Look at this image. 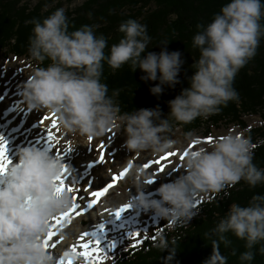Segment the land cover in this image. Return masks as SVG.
Instances as JSON below:
<instances>
[{
	"label": "clouds",
	"instance_id": "obj_1",
	"mask_svg": "<svg viewBox=\"0 0 264 264\" xmlns=\"http://www.w3.org/2000/svg\"><path fill=\"white\" fill-rule=\"evenodd\" d=\"M262 17L261 0H228L220 8L194 35L192 47L199 49V58L191 65L193 74L188 86L168 102L167 116L161 119L158 107L121 113L114 100L118 92L109 96L107 85L101 82L102 62L112 70L126 63L133 72L139 69L144 74L142 81H157L149 92L158 97L162 86L177 83L183 64L180 53L162 48L159 54L149 52L142 57L150 40L146 26L128 19L118 26L123 37L105 55L106 40L94 35L95 26L69 32L60 8L41 21H28L33 25L27 45L32 67L20 95L29 110L54 113L62 135L100 138L119 127L128 152L159 155L176 150L177 142L167 135L173 123L206 119L229 101L238 100L232 82L256 54L264 35ZM45 60L47 66L41 67ZM186 141L189 145L197 139L186 137ZM253 147L242 132L231 130L210 145L196 143L183 160L182 174L151 193L145 191L143 171L132 168L127 178L134 188L132 208L171 226L189 224L197 215L193 206L197 196L219 193L241 180L250 188L264 183V169L252 162ZM59 172L60 162L54 154L34 146L18 148L15 163L0 183V264H55L52 253L43 251L39 241L46 235V221L71 207V193L52 194V181ZM213 232L225 246L229 243L226 233L243 240L248 251L240 260L251 261V249L264 240V195L253 196L246 206L230 204ZM61 235L66 238L63 232ZM156 240L153 246L167 250L165 260L170 261L175 251L169 248L165 235L158 233ZM218 241H212L211 254L203 264H226Z\"/></svg>",
	"mask_w": 264,
	"mask_h": 264
},
{
	"label": "trees",
	"instance_id": "obj_2",
	"mask_svg": "<svg viewBox=\"0 0 264 264\" xmlns=\"http://www.w3.org/2000/svg\"><path fill=\"white\" fill-rule=\"evenodd\" d=\"M73 0H69L72 2ZM22 0H0V55H11L14 59L27 60V45L32 34L33 25L28 21H41L57 9L63 8L57 0H37L30 6L21 4ZM228 0H86L81 6L72 10L65 9L68 31L81 26L90 25L94 35L106 40L104 49L107 55L109 47L123 37L118 26L133 19L146 26L150 37L148 48L141 56L149 52L159 54L162 48L169 53L179 52L183 61L178 74L177 83L172 87L162 86V93L157 97L150 94L149 89L157 81H142L144 75L139 69L133 72L129 63L119 69L112 70L106 62H102L101 82L107 85L108 95L113 91L118 95L114 100L119 103L121 113H130L140 109L158 107L160 118L167 116L168 102L174 99L188 86V79L194 70L191 65L199 58V49L192 47V40L198 31L211 22L213 17ZM264 5V0H261ZM260 23L264 26V17ZM197 25L201 28L198 29ZM167 44L166 46H162ZM45 60L41 67H46ZM232 88L238 94V100L229 101L226 106L208 116L197 117L191 123L172 125L167 135L180 128L184 136L206 126L235 125L248 137L254 146L253 164L264 169V35L260 37L255 56L236 74ZM258 116L262 124L248 128L244 118ZM264 195V183L249 187L243 180L234 186L225 188L219 193L210 194L200 201L189 224L171 226L166 221L159 224L135 249L117 251L113 264H203L211 254L213 240L218 237L213 230L227 213L230 204L246 206L253 196ZM163 233L174 252L170 261H166L168 251H161L153 245L157 243L156 232ZM155 236V239L152 237ZM227 246L218 241L219 252L226 264H264V240L259 241L251 249V261L241 262L240 256L248 251L243 240L236 239L226 233Z\"/></svg>",
	"mask_w": 264,
	"mask_h": 264
},
{
	"label": "rangeland",
	"instance_id": "obj_3",
	"mask_svg": "<svg viewBox=\"0 0 264 264\" xmlns=\"http://www.w3.org/2000/svg\"><path fill=\"white\" fill-rule=\"evenodd\" d=\"M58 2H61L63 5V9L72 10L78 6H81L86 0H73L72 2H69V0H57ZM37 2V0H22L21 4H28L30 6L34 5ZM32 65L25 61L24 59H14L11 55L4 56L0 55V96H3L6 92H8L11 95V102L8 103V106L13 103L15 98L13 97L15 94L21 92L23 84L26 82L28 75L30 73ZM4 108L6 106L4 105ZM3 115V112H0V116ZM22 113L20 114V116ZM26 115L28 119L25 121V126L23 128V134L19 135V137L16 140H12L9 137V141H17V143H20L22 147L28 146L31 147L33 144L29 143L28 141L35 140L38 135L42 132L44 128H47V125L49 122H45V124L41 127L38 125V120L42 118L46 114L43 111H36V110H29L26 105L24 109L23 116ZM248 128H255L262 124L261 119L256 117H245L244 118ZM18 122L22 123L23 120L18 118ZM33 124H37L36 128H33ZM207 126V125H206ZM200 127V129L193 131L188 136H184L180 130V128L176 129L171 133V139L175 140L176 143V150H168L167 152L171 151H177V152H183L185 148H187L188 143L186 141V137H192L197 140L203 141L208 136H211L213 138V141L216 138L222 137L225 133L229 132L230 130L234 133H240L242 132L237 126L235 125H220L219 127H215L213 125L209 126L208 133H205V128ZM11 129H8L7 132L9 133ZM244 134V132H242ZM59 137V144L56 145V147L60 150L61 154H63V148L65 147H71L72 152L69 154L67 160L65 162L68 163L70 170L72 171V176L70 177V181L72 179H75L79 173L83 170L84 165L89 161H94L98 158L99 152L97 151V146L103 144L104 145V151L106 152L105 161L101 165L95 166L91 170V178L93 179L92 187L97 188L104 182H110L111 175L118 174L123 167L127 166V161L129 158L133 160V167L139 169L142 164L149 159H155L159 156L163 155L164 153H161L159 155H153L152 153L148 151H143L139 153H132L128 152L124 147V134L119 127H113L111 131H108L103 137L100 138H92L91 143H89L88 139L81 138L79 136H65L62 135L60 130L58 133ZM202 146H207L210 144L200 143ZM51 154L56 155L55 151L51 152ZM15 158V157H14ZM172 160V161H171ZM169 165L167 166V170L171 172L172 174L168 176V178L164 177L163 173H160L156 175L155 177L152 176V171L154 169H149L143 171L142 180H146L149 178H152L155 180V182L152 185H145L146 187V193L151 192L152 190H155L160 186L162 183L170 182L173 178L175 179L176 176L182 174L183 168L181 167L183 161H180L178 156L172 157L169 160ZM179 166V167H178ZM129 172L126 174V176L120 180L117 185L113 188V190L110 191L109 194H106L101 201L93 208L95 214L93 217L85 218V217H79L74 219L71 224L67 227H65L62 232L64 234H69V228L78 227L80 229V233L85 231L86 229L84 227H81V223L83 222L85 225L91 223L95 224L98 222H101L102 220L106 219L103 216L107 215V213L103 212V209L107 208L110 210H114L115 208L125 204L128 202V200L133 197L134 195V188L131 185V183L128 181ZM85 181H80V195H85L83 192V186ZM212 194H206L197 196L194 199V203L198 204L200 201L207 199V197ZM198 202V203H197ZM83 203V201H81ZM130 215L133 217L135 221V225L138 231H140V239L142 237H147L151 234L152 230L156 228L159 224L163 222V220H155L151 214H144L141 212H138L136 210L129 211ZM155 221V225L153 223ZM74 226V227H73ZM109 236H111L112 239H119V231L116 229H113L108 233ZM133 243V241L126 239L120 242L118 245L117 250L114 254V259L116 257L117 251H126L131 249L130 244ZM67 250L65 248L63 242L55 249L52 254L54 258H60L63 256L64 252ZM52 251V250H50ZM114 259H109L105 261V264H113ZM75 264H83L82 259L79 258L75 259Z\"/></svg>",
	"mask_w": 264,
	"mask_h": 264
},
{
	"label": "snow or ice",
	"instance_id": "obj_4",
	"mask_svg": "<svg viewBox=\"0 0 264 264\" xmlns=\"http://www.w3.org/2000/svg\"><path fill=\"white\" fill-rule=\"evenodd\" d=\"M2 98L0 96V99ZM46 121L49 122L47 128H44L35 140L28 142L33 144L34 147L35 145L42 144L41 150L46 153L54 151L56 153L55 158L60 162V172L52 181L53 196H59L65 191L72 194L71 207L46 221L48 225L46 235L39 241V245L43 251L52 253L65 240V237L61 235L62 230L69 226L74 219L86 216L126 176L133 167V160L129 158L127 166L123 167L118 174L111 175L110 182H104L97 188H93L91 170L95 166L103 164L106 156L104 145L101 144L97 146V151L99 152L98 158L87 162L79 175L70 181L72 171L65 161L72 152V149L71 147H65L63 148V154H61L60 150L56 147L59 144L58 119L54 113H51L40 118L38 125L42 127ZM32 127L36 128L37 124H33ZM88 140L91 143L92 138L89 137ZM212 140L213 138L208 136L203 141L197 140L189 144L183 152H165L158 158L146 160L139 169L141 171L154 169L152 171L153 177L160 173L170 176L172 173L167 171V163L170 158L178 156L179 160L183 161L188 151L193 149L196 143L211 144ZM17 150L11 149L9 140L3 134H0V183H3V179L8 174L9 168L15 163L14 157ZM80 181H85L83 186L85 195L83 196L80 195ZM154 182L155 180L152 178L144 180L145 185H152ZM193 206L197 207V204L194 203ZM130 209H132L130 202L115 208V210L105 208L101 215L107 213L109 216L107 221L95 224L89 223L87 225L82 222L81 227H84L86 230L75 238V243L67 248L63 256L55 258V264H75V258L77 257L82 259L83 264H105L106 260L114 259V255L109 254H114L120 242L126 239L133 241L130 244L131 248L135 249L138 247L142 243L140 239L141 233L137 230L135 221L129 214ZM153 223L155 225V221ZM113 229L119 231V239H112L108 235ZM158 233L159 231L156 232V235ZM152 239H155V236ZM52 257H54L53 254Z\"/></svg>",
	"mask_w": 264,
	"mask_h": 264
},
{
	"label": "bare ground",
	"instance_id": "obj_5",
	"mask_svg": "<svg viewBox=\"0 0 264 264\" xmlns=\"http://www.w3.org/2000/svg\"><path fill=\"white\" fill-rule=\"evenodd\" d=\"M2 97L3 98L0 99V112H3V115L0 116V134H3L7 139H9V137H10V139L16 140L19 137V135L23 134V128L25 126V121H26V119H28V117L26 115L23 116L24 109H25V103L22 100L20 92L13 96L15 98V100L10 105V107L8 106V103L11 102V95L8 92H6ZM4 105L6 106V108H4ZM21 113H22V115L20 116ZM20 117L23 120L22 123L18 122V118H20ZM8 129H11V131L9 133L7 132ZM9 142H10V148L11 149H18V148L22 147V145L19 146L20 143L16 144L17 141H9ZM35 147L41 149L42 144L41 145H35ZM14 160H15V158H14ZM169 162L170 161H168V163ZM168 163H167V166L169 165ZM131 171H132V168L129 170V173ZM167 171L169 172V170H167ZM164 177L168 178V175H164ZM111 190H113V189H111ZM110 191L107 194H109ZM151 192H154V190H152ZM151 192H149V193H151ZM132 198L133 197H131L128 200V202H130ZM156 198H158V197H156ZM131 210H133V208L130 209V211ZM94 214H95V212L92 209L84 217L90 218V217H93ZM129 214H130V212H129ZM103 217L106 219H104L102 221H107L109 219L108 214L103 216ZM68 232H69V234L66 235V238L63 241L65 248H68L69 246H71L72 244L75 243V238L80 234V229L78 227H74V228L71 227V228H69ZM77 258H75V259H77ZM79 259L81 260V258H79Z\"/></svg>",
	"mask_w": 264,
	"mask_h": 264
}]
</instances>
